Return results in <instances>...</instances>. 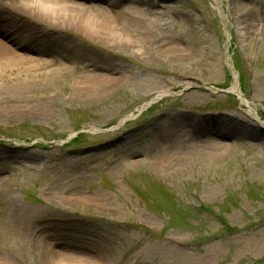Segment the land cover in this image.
I'll return each mask as SVG.
<instances>
[{"label": "rangeland", "instance_id": "1", "mask_svg": "<svg viewBox=\"0 0 264 264\" xmlns=\"http://www.w3.org/2000/svg\"><path fill=\"white\" fill-rule=\"evenodd\" d=\"M34 1L115 33L0 71V264H264V0Z\"/></svg>", "mask_w": 264, "mask_h": 264}, {"label": "bare ground", "instance_id": "2", "mask_svg": "<svg viewBox=\"0 0 264 264\" xmlns=\"http://www.w3.org/2000/svg\"><path fill=\"white\" fill-rule=\"evenodd\" d=\"M82 9H84V6L80 4L66 6L34 0H6L0 2V19L2 20V24H0V71L15 67L21 60L32 59L34 60L30 63L38 64L41 68H47L46 64L47 62L49 64V61L40 64L31 55L39 53L40 45L44 44L43 42L45 44L48 42L49 34L44 29L50 25L48 23L50 20L56 22L57 29L67 30L68 26L69 28L73 26L92 38L97 37L98 32L110 35L115 33V28L109 19L97 20L87 12L82 11ZM8 29L13 33L8 32ZM23 33H27L31 37L32 44L30 40L23 37ZM57 70L63 73L65 69L59 68ZM87 81L91 87H97L100 80L99 76L93 73L87 77ZM55 259L56 264L71 263V261L66 262L61 258Z\"/></svg>", "mask_w": 264, "mask_h": 264}, {"label": "trees", "instance_id": "3", "mask_svg": "<svg viewBox=\"0 0 264 264\" xmlns=\"http://www.w3.org/2000/svg\"><path fill=\"white\" fill-rule=\"evenodd\" d=\"M76 142H79L78 137L75 138V139H73V140H72L71 142H69V143H76ZM69 143H68V144H69ZM68 144H67V145H68Z\"/></svg>", "mask_w": 264, "mask_h": 264}]
</instances>
